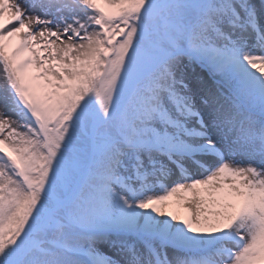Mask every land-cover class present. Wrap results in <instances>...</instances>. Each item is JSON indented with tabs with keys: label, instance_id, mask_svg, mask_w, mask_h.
Segmentation results:
<instances>
[{
	"label": "snow or ice",
	"instance_id": "6c2138e0",
	"mask_svg": "<svg viewBox=\"0 0 264 264\" xmlns=\"http://www.w3.org/2000/svg\"><path fill=\"white\" fill-rule=\"evenodd\" d=\"M0 264H264V0H0Z\"/></svg>",
	"mask_w": 264,
	"mask_h": 264
},
{
	"label": "rangeland",
	"instance_id": "374dc122",
	"mask_svg": "<svg viewBox=\"0 0 264 264\" xmlns=\"http://www.w3.org/2000/svg\"><path fill=\"white\" fill-rule=\"evenodd\" d=\"M0 73H1V75H2V71L0 70ZM0 82H2V81H0Z\"/></svg>",
	"mask_w": 264,
	"mask_h": 264
},
{
	"label": "bare ground",
	"instance_id": "6f19581e",
	"mask_svg": "<svg viewBox=\"0 0 264 264\" xmlns=\"http://www.w3.org/2000/svg\"><path fill=\"white\" fill-rule=\"evenodd\" d=\"M2 71V70H1ZM0 75H1V73H0Z\"/></svg>",
	"mask_w": 264,
	"mask_h": 264
}]
</instances>
